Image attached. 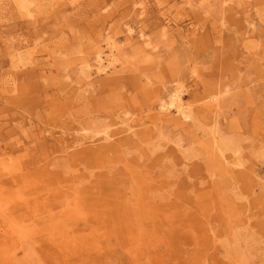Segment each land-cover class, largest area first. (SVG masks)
<instances>
[{"label": "rangeland", "instance_id": "1", "mask_svg": "<svg viewBox=\"0 0 264 264\" xmlns=\"http://www.w3.org/2000/svg\"><path fill=\"white\" fill-rule=\"evenodd\" d=\"M0 264H264V0H0Z\"/></svg>", "mask_w": 264, "mask_h": 264}, {"label": "bare ground", "instance_id": "2", "mask_svg": "<svg viewBox=\"0 0 264 264\" xmlns=\"http://www.w3.org/2000/svg\"><path fill=\"white\" fill-rule=\"evenodd\" d=\"M130 33H132V29L129 30ZM108 48H109V53H104V51H100L97 55L96 58V63L95 66L97 68L96 72L97 73H106L108 68L113 66L116 62H118V57L117 54L114 53V51L117 49L116 43L113 40H109L108 42ZM91 66V65H90ZM184 91L182 85H178L176 87H173L169 94H168V102L165 101L164 98L161 99V108L164 109L166 112L170 113V110L172 108L175 109V112L179 115L180 119H192L194 121V125L196 126V129H199L197 126L196 122V116L194 114V111L192 109V105L188 102L184 101ZM212 100V106H217L220 104L219 102V97L218 95H214L210 98ZM208 107H202L201 112H205L208 110ZM211 109V108H210ZM202 119V116L200 117ZM170 121V120H169ZM112 135L106 134L104 137L105 140H109ZM208 150H207V158L210 162L209 166L212 169H217L219 170L222 174L226 173H233V167L231 166L230 160H228V156L225 154L227 151V147L225 146V143L221 142L216 136H214V139L212 140L211 143H208ZM235 165H241L240 162H235ZM77 187V186H76ZM80 187L79 189H75V197H72L74 200V206L75 208H78L81 206L84 201L86 202V198L84 199V194H83V188ZM69 198V196H68ZM66 198V200L68 199ZM60 203L64 206L67 205V201ZM71 209V206L68 207ZM239 236V235H238ZM248 237V236H247Z\"/></svg>", "mask_w": 264, "mask_h": 264}]
</instances>
